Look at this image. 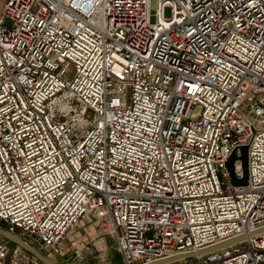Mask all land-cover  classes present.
<instances>
[{
    "label": "built area",
    "instance_id": "built-area-1",
    "mask_svg": "<svg viewBox=\"0 0 264 264\" xmlns=\"http://www.w3.org/2000/svg\"><path fill=\"white\" fill-rule=\"evenodd\" d=\"M86 217L120 264H264V0L4 1L0 227L66 256Z\"/></svg>",
    "mask_w": 264,
    "mask_h": 264
},
{
    "label": "water",
    "instance_id": "water-1",
    "mask_svg": "<svg viewBox=\"0 0 264 264\" xmlns=\"http://www.w3.org/2000/svg\"><path fill=\"white\" fill-rule=\"evenodd\" d=\"M236 160H239L241 164L242 175L240 177L236 176L235 171H234V163ZM226 167H227V170L229 171L230 178H231V184L233 186H244L247 184L248 171H247V146L246 145H242V146H239L238 148L233 149L232 153L227 159ZM263 231H264V227H261L257 229L255 233L263 232ZM0 236L6 239L7 241L26 250L28 253L32 254L37 260H39L43 264H60L54 261L53 259L45 256L37 249L28 245L21 237L11 234L1 227H0ZM235 240L236 239L227 240V241L209 246L207 248L201 249L196 252L168 257L165 259L154 261L153 263H150V264H163V263H166V262H169L177 258H181V257H187V256H193V255H203L207 252L225 247L229 245L230 243L234 242Z\"/></svg>",
    "mask_w": 264,
    "mask_h": 264
},
{
    "label": "rangeland",
    "instance_id": "rangeland-1",
    "mask_svg": "<svg viewBox=\"0 0 264 264\" xmlns=\"http://www.w3.org/2000/svg\"><path fill=\"white\" fill-rule=\"evenodd\" d=\"M3 1V0H2ZM2 1L0 0V4L2 3ZM152 7L154 8V3L152 4ZM169 10L165 9L164 10V14L168 15ZM87 224H84V222H79L77 224V226L75 227V229L73 230V232H71L69 234V236H67V238L64 240V245L66 246V252L68 254V262L70 264H72V259L70 258V254L73 253L74 249H79L83 246L88 245L93 246L92 243L94 242V240H97L96 244H101L100 239L103 238L105 245L107 246V255H103V249H99L98 251L95 250L90 254V258L89 260L85 261L84 264H119L120 261V255L116 250V243H115V237L113 235H105L103 237H98L96 236V238H90L91 236L88 235L87 233V229H86ZM79 237V238H78ZM94 237V236H92ZM80 238H82L80 240ZM79 239V240H78ZM91 240V241H90ZM79 241V243H75ZM10 244H12L10 242ZM80 245V246H79ZM48 253H44L45 256H47ZM49 258L53 259L54 261H56V258L52 256V254H48ZM59 261V260H58ZM67 261V260H66ZM62 264H65V262ZM74 262H77L74 260ZM78 263V262H77Z\"/></svg>",
    "mask_w": 264,
    "mask_h": 264
},
{
    "label": "crops",
    "instance_id": "crops-1",
    "mask_svg": "<svg viewBox=\"0 0 264 264\" xmlns=\"http://www.w3.org/2000/svg\"><path fill=\"white\" fill-rule=\"evenodd\" d=\"M4 1L5 0H3L2 3L0 4V8L2 7ZM81 222H84V224H87L86 229H87L88 235L91 236L90 238H92V239L96 238L97 235H96V230H95V222L93 221V219L91 217H86V218L82 219ZM92 236H94V237H92ZM96 241L97 240H94V242L92 243L93 246L89 247L88 245H86V246L79 248L82 250V252L84 254V260L81 263H77V262H74V260H72V264H84L85 261L89 260L90 254L95 250L98 251L99 249H103V252H102L103 255L104 256L107 255L108 250H107V246L105 245L103 238L100 239V242H99V243H101L100 245L96 244L97 243ZM53 257L56 258V262H58V263H60V262L64 263V261L67 260L65 262V264H70L68 262V258H69L68 255H66V256H53ZM120 262H121V260L119 261V264H120ZM62 263H60V264H62Z\"/></svg>",
    "mask_w": 264,
    "mask_h": 264
},
{
    "label": "trees",
    "instance_id": "trees-1",
    "mask_svg": "<svg viewBox=\"0 0 264 264\" xmlns=\"http://www.w3.org/2000/svg\"><path fill=\"white\" fill-rule=\"evenodd\" d=\"M0 226H1V227H3V225H2V224H0ZM12 245L14 246L15 244H13V243H12Z\"/></svg>",
    "mask_w": 264,
    "mask_h": 264
},
{
    "label": "bare ground",
    "instance_id": "bare-ground-1",
    "mask_svg": "<svg viewBox=\"0 0 264 264\" xmlns=\"http://www.w3.org/2000/svg\"><path fill=\"white\" fill-rule=\"evenodd\" d=\"M48 257V256H47Z\"/></svg>",
    "mask_w": 264,
    "mask_h": 264
}]
</instances>
